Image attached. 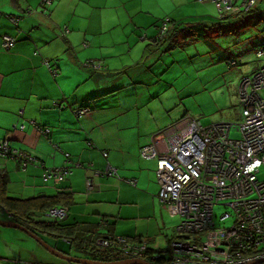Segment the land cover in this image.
I'll list each match as a JSON object with an SVG mask.
<instances>
[{
	"label": "crops",
	"instance_id": "obj_1",
	"mask_svg": "<svg viewBox=\"0 0 264 264\" xmlns=\"http://www.w3.org/2000/svg\"><path fill=\"white\" fill-rule=\"evenodd\" d=\"M217 13L213 0H52L49 6L42 0H0V144L8 140L12 149L36 158L24 167L20 158L0 154L7 194H68L57 204L67 203V223L87 228V234L146 241L154 252H164L178 238L177 215L159 200L156 159L141 156L153 137L163 139L162 129H149L145 116L115 111L106 101L120 88L117 81L128 80H118V73L156 62L152 58L158 59L162 45L153 38L165 18L212 25ZM11 16H18L17 23ZM5 35L16 39L14 46L4 47ZM81 106L89 111L77 115L74 109ZM65 165L72 168L65 179L44 178L47 168ZM108 166L116 176L96 174ZM42 212L33 217L40 219ZM0 219L13 221L7 210ZM9 229L0 226V264L15 256L7 247L16 239L9 238L20 235Z\"/></svg>",
	"mask_w": 264,
	"mask_h": 264
},
{
	"label": "built area",
	"instance_id": "obj_2",
	"mask_svg": "<svg viewBox=\"0 0 264 264\" xmlns=\"http://www.w3.org/2000/svg\"><path fill=\"white\" fill-rule=\"evenodd\" d=\"M213 1L219 16L224 17L249 12L259 0ZM42 3L49 6L52 0H42ZM11 20L17 23L18 16H11ZM169 27L167 18L162 32ZM3 39L6 48L16 42L10 35ZM257 56L264 58V45L257 49ZM230 64L237 63L231 61ZM262 88L264 64L240 81L241 118L238 123L204 125L199 119L185 117L163 128L160 132L162 140L153 137L142 147V158L157 161L159 200L170 204L172 213L181 218L176 227L178 238L164 252L166 258L156 261L153 257L151 264H264V178L259 176L264 166ZM88 111L86 107L74 109L77 115ZM234 128L238 136L232 135ZM0 154L20 158L24 167L30 160H36L25 152L12 149L8 140L0 144ZM71 171L68 165L47 168L44 178L63 180ZM96 174L116 176L117 171L108 166ZM87 185H91L90 180ZM217 205L230 208L218 216V220L215 219ZM44 215L50 220L62 221L68 217V207L53 206ZM229 219L233 222L227 226ZM96 244L127 258L149 259L146 241L113 235L99 238Z\"/></svg>",
	"mask_w": 264,
	"mask_h": 264
},
{
	"label": "rangeland",
	"instance_id": "obj_3",
	"mask_svg": "<svg viewBox=\"0 0 264 264\" xmlns=\"http://www.w3.org/2000/svg\"><path fill=\"white\" fill-rule=\"evenodd\" d=\"M208 35V41L187 38L188 45L171 44V48L162 45L158 59L152 58L156 60L152 67L149 64L147 67L142 65L126 73H118V80L124 76L128 80L117 81L120 88L113 92L115 95L109 97L111 99L106 104H115V111L121 107L124 112L140 113L145 116L147 128L156 132L172 121L185 117L199 119L204 125L238 123L241 118L238 92L240 81L244 74H251L256 66L264 63V58H259L255 51L256 45L264 41V0H259L250 12L216 22ZM180 40L183 41V38L180 37ZM231 58L237 60V65L228 62ZM260 95L264 99V88L260 90ZM232 135H239L235 128ZM259 176L264 178V166ZM229 209L217 205L215 219L218 220V216ZM4 218L7 219L6 216ZM179 221L180 217L176 216L175 224ZM232 222L233 219H229L226 225ZM9 230L20 236L11 234L9 238L16 239L17 244L7 247L8 254H15L5 256L12 261L8 264H17V258L20 260L18 264L59 261L60 258L25 231L16 228ZM44 238L59 251L79 258H99L110 262L127 258L121 253L108 257L91 249H81L78 243L64 242L60 237ZM25 239L28 240L26 244L23 242ZM30 242L36 245V249L30 246ZM21 250L23 255H18Z\"/></svg>",
	"mask_w": 264,
	"mask_h": 264
},
{
	"label": "trees",
	"instance_id": "obj_4",
	"mask_svg": "<svg viewBox=\"0 0 264 264\" xmlns=\"http://www.w3.org/2000/svg\"><path fill=\"white\" fill-rule=\"evenodd\" d=\"M231 16L234 15L227 14L224 17H219L217 20L219 22ZM166 19L167 18L163 20L162 25L159 28L158 34L153 38L154 45L159 46L166 44L167 46L169 45L170 48H171V44L188 45L187 38H191V40L201 39L208 41L209 40L208 31L212 30L214 27V24L207 25L200 21L179 22L173 20L172 18H168L170 27L165 32H162V27ZM180 37L183 38V41L180 40ZM263 45H264V41L256 45L255 47L256 54H257V49H259V47ZM231 61H235L236 63H238L235 58L228 59L229 63H231ZM81 107L88 108L87 106H81ZM7 184H8L7 174H3V173L0 174V211L7 210L9 213H11L13 221L18 222L21 225L27 227L31 232L37 235H43L44 233H46L55 237H60L61 239L69 240V243L71 244L78 243V247L81 249H91L93 252L103 253V255H106L108 257L115 254H119V252L114 251L112 249H102L98 247V245L96 244L99 238L115 235L112 234V232L110 233L97 232L94 234H87L88 233L87 228H79L77 227L78 226L77 224L67 223L66 222L67 219L62 221L50 220L47 217H45L44 215L45 213L43 212L39 216L40 219L36 220L33 217L40 211H46L53 206H57V204L61 202L63 198L68 199L69 197L68 194L63 195L64 193H60L58 195H53V196L41 195L29 199H20V198L11 197L7 194ZM63 205L66 206L67 203L64 202ZM127 238L132 239L130 237ZM164 252H159V251L154 252V250L149 248L147 251L149 259L148 261L147 260L145 261L151 264L152 262H150V260H152L153 257H155L156 261L163 260L164 258H166ZM156 254H160V256L158 257L156 256ZM94 260H100V259L94 258ZM100 261H103V259ZM62 262L67 264H77L67 261H62ZM106 262H110V261H106Z\"/></svg>",
	"mask_w": 264,
	"mask_h": 264
},
{
	"label": "water",
	"instance_id": "obj_5",
	"mask_svg": "<svg viewBox=\"0 0 264 264\" xmlns=\"http://www.w3.org/2000/svg\"><path fill=\"white\" fill-rule=\"evenodd\" d=\"M0 226L17 228V229L25 231L30 236L35 238L49 252H51L56 257H58L64 261H67V262L77 263V264H150L143 259H133V258H126V259L121 260V261L106 262V261L94 260V259H90V258L75 257V256H72L70 254L59 251L57 248H55L54 246H52L51 244L46 242L40 235H37V234L31 232L27 227L21 225L18 222H15V221L7 222V221L0 219Z\"/></svg>",
	"mask_w": 264,
	"mask_h": 264
}]
</instances>
